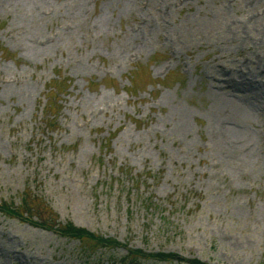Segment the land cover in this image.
Segmentation results:
<instances>
[{
    "label": "rangeland",
    "instance_id": "obj_1",
    "mask_svg": "<svg viewBox=\"0 0 264 264\" xmlns=\"http://www.w3.org/2000/svg\"><path fill=\"white\" fill-rule=\"evenodd\" d=\"M196 261L264 264V0H0V264Z\"/></svg>",
    "mask_w": 264,
    "mask_h": 264
},
{
    "label": "trees",
    "instance_id": "obj_2",
    "mask_svg": "<svg viewBox=\"0 0 264 264\" xmlns=\"http://www.w3.org/2000/svg\"><path fill=\"white\" fill-rule=\"evenodd\" d=\"M62 233L66 234L68 236H72V237H76V238H80V239H86V238L92 239V238L95 237V236H93V234L87 232L86 230H83L81 228H75L72 225H68L65 228H63L62 229ZM97 239L99 241V238H97ZM158 255L161 256L164 259L176 258V256L173 255V254H164V253H162V254H158ZM194 264H205V263H202L200 261H196Z\"/></svg>",
    "mask_w": 264,
    "mask_h": 264
}]
</instances>
